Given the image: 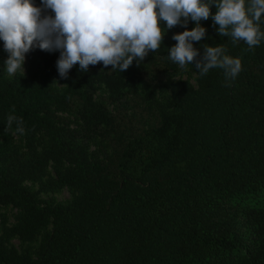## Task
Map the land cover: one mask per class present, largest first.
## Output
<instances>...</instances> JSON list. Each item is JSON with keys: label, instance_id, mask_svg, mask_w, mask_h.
I'll return each instance as SVG.
<instances>
[{"label": "trees", "instance_id": "obj_1", "mask_svg": "<svg viewBox=\"0 0 264 264\" xmlns=\"http://www.w3.org/2000/svg\"><path fill=\"white\" fill-rule=\"evenodd\" d=\"M200 23L206 35L192 42L196 59L205 44L224 47L241 59L235 79L171 61L172 37L185 28L167 30L163 21L160 48L124 72L81 71L77 63L62 79L61 51L40 49L42 68L32 62L27 75L9 76L0 66V208L17 209L10 227L0 216V264H264V38L249 50L220 37L211 17ZM258 24L264 32V14ZM5 53L0 40V58ZM159 65L194 71L196 87L138 76ZM99 90L115 105L141 100L156 112V125L89 151L59 114L75 105L85 131L110 134L115 117L95 99ZM10 114L23 120V134L15 122L5 131ZM64 188L69 201L40 197ZM14 238L29 247H15Z\"/></svg>", "mask_w": 264, "mask_h": 264}, {"label": "clouds", "instance_id": "obj_2", "mask_svg": "<svg viewBox=\"0 0 264 264\" xmlns=\"http://www.w3.org/2000/svg\"><path fill=\"white\" fill-rule=\"evenodd\" d=\"M43 8L51 9L54 17L41 16L42 8L33 0H0V40L9 54L5 61L9 75L23 69L25 54L33 48L46 52L60 50L57 69L62 79L77 63L81 71L100 62L112 70H127L137 59L143 61L148 53L160 48L164 38L161 22L166 29L181 25L185 30L173 35L177 43L169 49V59L184 67L195 61L200 74L214 68L223 69L226 79H235L242 70L240 58L226 55L222 46L205 44L203 57L196 59L199 42L206 35L201 20L209 17L218 25L217 34L231 37L235 44L243 41L249 50L259 45L264 32L258 22L264 14V0H41ZM216 12L212 14L211 7ZM183 18V20L181 19ZM195 27L187 29V24ZM14 111V109H13ZM16 123L23 134V120L8 115L5 131Z\"/></svg>", "mask_w": 264, "mask_h": 264}, {"label": "rangeland", "instance_id": "obj_3", "mask_svg": "<svg viewBox=\"0 0 264 264\" xmlns=\"http://www.w3.org/2000/svg\"><path fill=\"white\" fill-rule=\"evenodd\" d=\"M37 7L42 8L41 16L50 15L54 17V13L51 11V9H45L43 8L42 3H36ZM38 50L39 48H33L28 53L25 54V63H24V71L23 69L18 70L16 73H21L24 75L28 74L29 68L31 67L32 62L38 63V66L40 69L42 68V62L40 58L38 57ZM9 54L6 52L4 56L0 58V66L3 65L5 67V61L8 59ZM6 68V67H5ZM89 68L91 70H101L105 72H112V66L109 65L105 67L102 62L96 64V65H89ZM9 75V74H8ZM9 75V76H13ZM138 76L141 78H144L146 80H151L155 84L157 83H165L167 80L172 82L177 81H183V82H189L193 86L196 87V78L197 75L194 71H191L189 69H180L177 73H173L172 71L166 70L163 68V65L154 66L151 68H144L140 69ZM58 88H61V85L56 84ZM159 89L156 88L155 93L158 97ZM95 99L102 103L115 117V129L110 134H106L105 132H97L92 133L85 131L80 126L79 121L77 120V111L76 106L73 105L70 109V112L59 114V117L61 121L64 124H68L70 129H77L78 132H80V135L83 137V139L88 143V150L92 151L94 153H99L103 149H107V141L108 139H112L114 142H117V137L120 135H131L136 136L138 133L141 132L143 129H148L150 127H153L156 125L157 122V115L156 112L151 110L150 108L146 107V105L137 98H132L129 96L125 101L121 102L118 105L113 104L108 99V94L105 90H99L97 91L95 95ZM111 130V129H110ZM109 130V132H110ZM15 142L23 149V143L19 140L17 136H15ZM47 173L51 177H55V171L53 168V165L51 162H48L47 164ZM28 185L32 190L36 191L38 190V185L31 183H25ZM40 197L43 200L50 201L53 203H62L65 201H69L71 199V194L68 191V189L64 188L55 192L51 193H41ZM16 215H17V209L7 206L0 208V216H4V222L5 225L10 227L16 222ZM3 222V221H2ZM2 222L0 221V234H1V227ZM39 241V238L37 239V242ZM11 244L14 245L17 248H27L29 245L21 243L17 239H12Z\"/></svg>", "mask_w": 264, "mask_h": 264}]
</instances>
